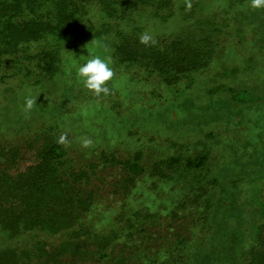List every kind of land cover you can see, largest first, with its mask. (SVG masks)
<instances>
[{"label":"trees","instance_id":"1","mask_svg":"<svg viewBox=\"0 0 264 264\" xmlns=\"http://www.w3.org/2000/svg\"><path fill=\"white\" fill-rule=\"evenodd\" d=\"M225 12L200 0H0V84L46 85L70 54L100 41L144 81L190 87L233 34ZM146 31L154 45L139 42ZM42 136L39 161L23 172L4 168L17 148L0 143V264H264V195L235 227L236 202L213 173L211 133L199 151L150 167L139 151L106 148L80 167L69 137L57 143L53 128ZM114 167L121 178L108 189Z\"/></svg>","mask_w":264,"mask_h":264},{"label":"rangeland","instance_id":"2","mask_svg":"<svg viewBox=\"0 0 264 264\" xmlns=\"http://www.w3.org/2000/svg\"><path fill=\"white\" fill-rule=\"evenodd\" d=\"M200 1L209 10L227 11L233 34L219 59L190 87L144 81L134 69L114 62L100 41L70 54L61 73L44 86L30 87L19 79L0 84V143L17 148L13 159L2 160L4 168L23 172L34 166L47 128L58 136L67 134L71 158L80 167L104 148L123 155L139 151L150 167L169 155L199 151L203 147L197 144L211 133L207 142L217 159L213 173L236 202L231 210L235 227L244 222L264 195V10L251 8V1L235 7L228 0ZM88 52L111 57L114 76L107 82L108 95H94L77 78ZM221 68L237 72L222 78ZM26 96L36 101L29 111L24 109ZM85 138L91 141L87 147ZM105 175L111 181L108 189L121 178L115 167ZM144 181L143 192L150 185L149 178ZM144 195L145 204L152 206V198ZM224 212L229 213L228 206Z\"/></svg>","mask_w":264,"mask_h":264},{"label":"clouds","instance_id":"3","mask_svg":"<svg viewBox=\"0 0 264 264\" xmlns=\"http://www.w3.org/2000/svg\"><path fill=\"white\" fill-rule=\"evenodd\" d=\"M251 8L261 9L264 8V0H251ZM139 42L144 45L155 44L156 41L149 32H144L139 36ZM88 51V50H87ZM104 51L107 53V46H104ZM88 58L82 64L77 67L76 75L80 82H82L84 88L92 91L94 95L100 96L101 94L108 95L110 92L107 82L114 76V71L111 67V57L105 55H97L88 52ZM36 101L31 96L24 98V109L29 111L33 108ZM67 134H62L57 140V143L66 144ZM82 144L87 147L91 144L89 139H83Z\"/></svg>","mask_w":264,"mask_h":264}]
</instances>
